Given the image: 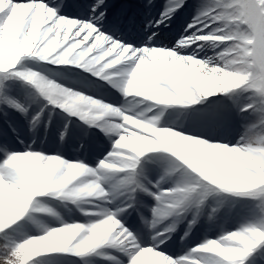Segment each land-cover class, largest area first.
Masks as SVG:
<instances>
[{"label": "snow or ice", "instance_id": "obj_1", "mask_svg": "<svg viewBox=\"0 0 264 264\" xmlns=\"http://www.w3.org/2000/svg\"><path fill=\"white\" fill-rule=\"evenodd\" d=\"M148 3L152 5L155 0H148ZM256 3L257 0H239V2L238 0H211V2L202 0L197 8L198 14L185 29L184 36L177 41L174 49H168L155 46V41L158 40L157 30L162 24L167 25L185 7L187 0H166L164 10L159 14V17L152 18L148 22L149 32L146 34L142 46L139 47L134 43L124 42L123 37L118 36L115 31L109 34L108 26L111 18L107 0H91L86 9V15L80 19L69 18L63 14L62 9L73 7L70 2L57 5L47 2V0H0V42L7 40L8 28L14 21L21 17L24 20L18 37L19 42L15 49H6L3 55H0V97L11 95L10 81H20L34 86L51 105L56 106L45 94L37 78L32 75L37 71L27 67L28 60H36L50 65H73L100 80L107 81L121 93L125 89L131 91L140 77L148 75L154 86L155 94L147 101L153 102L155 106L197 105L202 99L218 94L228 95L243 88L245 91H251L258 98L260 107L249 104L241 111L255 110L259 112L260 125L264 127V48L249 49L251 55L248 57L247 67L244 70H238L225 59L226 50L233 44L231 40L221 43L200 39L191 45L194 50L201 49L206 45H212L214 48L223 45L224 50L214 60H203L198 55H185L183 49L186 48L181 47L189 37L224 35L227 31L224 26L229 22L228 13L233 8H242L246 12L255 14L257 12ZM43 5L57 10V14L51 22H46L41 16ZM213 26H215V30H213ZM30 33L35 35L34 45L31 51L21 54V46L31 39ZM170 56L172 59H169ZM181 57H190L191 59L186 61ZM61 58L68 62L60 63ZM228 77H234L243 83L229 87L215 85L214 81ZM205 82L212 84L211 89L205 86ZM138 98L143 97L138 96ZM7 105L22 114L27 115L28 113V109L15 99H9ZM57 107L61 108V106ZM70 115L75 116V114ZM39 120V115L33 117V125ZM118 123H122V121H118ZM90 126L100 128L110 139L113 136L111 131L104 128L99 122L92 123ZM132 131H136V129H132ZM172 131L183 134L181 131ZM66 134V131L61 134V140ZM161 135L164 133H160ZM184 135L194 139L179 147L185 152L203 153L204 162L201 168L193 170L184 161L180 152L172 146L165 148L154 145L143 151H137L131 146L121 149L117 141H120L121 136H127V133L122 130L120 135H115L113 151L103 160L108 162L113 158L111 154L121 151L131 165L126 171L120 173L125 176V179L122 180L125 199L115 204L117 210L110 211L106 207L100 208L95 201L89 205L99 210L85 211L84 215L98 217V222L65 223L60 227L45 228L39 236L25 238L19 242L9 240L8 233L14 227L25 222L26 218L31 215L30 209H36L39 199L56 198V196H36L32 204L18 213L12 214L9 210V203L14 196L22 194V187L27 184L25 173L31 175L30 172H25L13 165H17L21 161L28 165L35 162L36 177H40L41 169H43V173L48 176L49 184L57 183L63 178L59 167L61 162H63L64 173H67L69 167H84L85 165L80 162H68L56 155L42 154L30 148L23 152H14L7 145L0 143V161H2L0 162V188L3 189L0 193L3 201V212L0 216V264H37L38 258L50 254H70L79 258L83 264H89V258L93 255L109 260L111 264H146L143 258L148 256L154 258L153 264H191L192 261L206 254L201 249L205 248L209 242H219L223 238L239 239L240 243L235 246L233 251H225L223 255L219 256L218 264H264V223H249L242 225L236 231L224 232L218 239L206 240L182 258H172L165 253L163 246L169 240L167 235L170 233L159 239L156 238V233L163 232L170 225L175 227L176 222L186 219L189 214L195 213L198 217L207 209L209 197L219 191L239 197L250 196L253 200H259L260 203L251 211H257L264 215V188H253L251 191L241 194L232 192L227 187L226 169L231 162L226 153L231 149V146L209 142L193 135ZM244 137H258L261 142H264V135H257L252 127L247 129ZM149 139L151 140V137ZM155 142L157 145L161 144L158 140ZM160 153L171 154L176 161L165 173V176L179 173L180 182L171 189L163 187V177L151 187L141 182L145 165L152 162L148 157L150 154ZM42 161L47 162L42 164ZM92 170L99 171L100 163L98 168ZM79 183L80 180L69 181L65 185V190ZM139 192L151 196L156 201L155 206L150 209L151 220L143 214L140 216L146 228L149 223L154 224L164 209H168L170 217L151 232L149 244H146L139 231L126 226L125 217L130 215L131 211H139L141 207L137 199ZM116 200L114 199V201ZM212 212L215 213L216 209L213 208ZM169 220L172 221L171 224L168 223ZM196 222V219L193 218L189 227L194 226ZM52 229H59L70 234L71 242L51 247L44 246L45 241L50 239ZM114 230L130 234L134 244L111 243ZM41 237L43 240L37 239ZM74 246L79 250L73 251ZM105 246H109L111 251L117 252L119 255L98 252Z\"/></svg>", "mask_w": 264, "mask_h": 264}, {"label": "clouds", "instance_id": "obj_2", "mask_svg": "<svg viewBox=\"0 0 264 264\" xmlns=\"http://www.w3.org/2000/svg\"><path fill=\"white\" fill-rule=\"evenodd\" d=\"M256 8L257 12L255 14L246 12L242 8H233L228 13L229 22L224 26L227 29L224 35L189 37L186 38L181 47H191L200 39L221 43L231 40L233 44L226 50L225 59L238 70H244L247 67L248 57L251 55L249 49L264 48V0H257ZM56 14L57 10L47 5H43L41 8V16L46 22H51ZM169 59H172V57L170 56ZM181 59L187 61L191 58L181 57ZM59 62L66 63L68 61L61 58ZM32 75L37 78L51 102L56 106H61L64 111L67 110L70 114H75L76 117L89 125L99 122L104 128L109 129L113 135H120L122 130L126 132L127 136H121L120 141H117L121 149L126 148L128 144H134L137 141L147 140L151 137V140H158L160 143L172 146L176 151H179L184 161L193 170L203 166V153L185 152L179 147L187 141L193 140V137L173 132L171 129L158 127L159 121L150 118L148 115L151 109L140 108L141 101L137 97H143V100L147 101L151 99L150 96L125 89L122 95L126 103L122 106H114L103 100L67 89L46 79L38 72L32 73ZM229 82L227 78L214 81L217 87L227 86ZM205 86L211 89L212 84L205 82ZM118 121H122V123H118ZM132 129H136V131H132ZM154 131L164 133V135L156 136ZM241 141L238 145L231 146V149L226 153L231 162L226 169L227 180L237 188H264V142H261L258 137H242ZM225 147L227 146L225 145ZM111 155L113 158L110 161L100 162L99 171L89 169L87 166H72L67 169V173H64L63 162H61L59 167L63 178L53 184L48 183V176L43 173V169H41L40 177L35 179L32 175L25 173L27 184L22 187L23 205L21 210L32 204L34 198L39 195H55L57 199L71 201L77 208L95 201L112 202L114 199H119L120 196L124 195V186L122 184L123 179H117V177L131 165L121 151ZM46 162L42 161V164ZM15 166L13 165V167ZM75 180H80V183L65 190V185L69 181ZM36 209L59 218L54 210L43 207L38 203ZM169 218L168 209L162 210L161 215L156 218L154 224L149 223V231L153 232L155 227H159L165 219ZM178 223L176 222L175 227L170 225L163 232L156 233V238L159 239L161 236L170 233V235H167V239L170 240L178 228ZM187 235L181 239H186ZM37 239L43 240L42 237ZM69 242H71L70 234L59 229H52L50 239L45 241L44 246L51 247L62 243L68 244ZM116 242L134 244L130 234L114 230L111 243ZM239 243V239L232 238H223L219 242L211 241L205 248L201 249L206 254L192 261L191 264H218L217 258L223 255L225 251H233ZM72 250L78 251L79 249L74 246Z\"/></svg>", "mask_w": 264, "mask_h": 264}, {"label": "rangeland", "instance_id": "obj_3", "mask_svg": "<svg viewBox=\"0 0 264 264\" xmlns=\"http://www.w3.org/2000/svg\"><path fill=\"white\" fill-rule=\"evenodd\" d=\"M187 3H188V0H187ZM193 5L195 7L194 3H193ZM185 7H186V5H185ZM195 8L193 9V14L197 15L198 14L197 13L198 7H195ZM19 35H20V28L18 25L8 28L7 40L4 42H0V55H3V53L6 49L7 50H14L15 49L17 43L19 42L18 41ZM34 41H35V39L33 37H31L30 40L25 42L21 46V54H24V52H27V51H31V48L34 45ZM31 61L34 62V63H30L31 70L37 71L42 76H44L46 79L51 80V81L65 87L67 89H70L74 92H80V93L88 95L92 98H95L94 96H96V93L94 91L95 90L94 87L98 83L102 84V82L100 81V79L98 77H95L90 73H89V75L91 77L90 78L91 82L89 80L90 86L82 83L84 78L81 79L80 76H78V77L75 76L76 79H72L70 77L71 75L69 76L68 74H66L68 77L63 76V75H62V77L67 78V80L56 78L53 75V73L51 74V71L47 70V66L51 67L53 65L43 63V62H38L36 60H31ZM68 66L70 67L69 69H71L72 73H74L76 71V75H79V71L85 72L83 69L76 68L73 65H67V67ZM9 83L11 86H13V83H17V84L25 86L26 89H28L31 93H33L37 97L38 106L45 105L44 99H46V98L42 94H40L38 89H36L34 86L27 85V84L20 82V81H10ZM103 83H105V85H107L109 87H112V85H110L107 81H103ZM99 89H101V88L99 87ZM115 91H116V94L118 96V100L121 103L119 106L124 105L126 103L124 96L117 89H115ZM131 91L143 93V94L148 95L150 97H152V95L155 94L154 86L152 84L147 85L146 87H143V86L139 85L137 82L133 86ZM91 95H94V96H91ZM138 100L141 101V103H140L141 109H148V108L151 109V111L148 113V115L150 118L157 119L159 121L157 126H160V125L163 126V125L167 124V122L165 121L167 119H165L162 116V111L164 112V110L166 108H168V107L184 108V107H188V106H192V108L195 107L194 108L195 110L191 111V113L190 112L189 113L182 112L180 114L173 116L174 118L171 120V124L172 123L176 124V125H174L175 127L177 125H184V126L190 125L194 129V131H192L193 133H191L189 135H193L195 137L203 138L209 142L222 143V144H226L228 146L238 145V143L241 141V138L244 137V135H245V133L249 127L254 128L257 135H264V127H261V125H260V114H259V112H256L255 110L250 111V112L241 111V109L243 107H247L249 105V103L243 104L247 100H245L243 103H239L237 105L236 104L232 105L230 103L231 101H225L226 103H222V106H220L219 108H217V107L216 108H214V107L201 108V105H198V104L197 105H188V106H184V105L162 106V108H160V110L158 111V112H161L160 117L156 116V114H158V113L154 114V112H156V110L159 106H155L153 102L144 101L143 98H138ZM203 100L204 99H202L201 101H203ZM147 102L150 103L151 106H149L147 104ZM48 106L50 108H47V109H49L51 113H54V114L61 116L63 120H65L69 123H75L78 126H80L81 128H85V127L86 128H93L92 126L85 123L84 121H82L80 118H78L76 116H73L72 120L69 121L65 117V116H67L68 112L62 111L63 109H61L57 106L51 105V104ZM5 115L7 116L8 114H5ZM34 116L35 115L29 114V113H27V115L22 114L21 116H19L20 121H21L20 123H21L22 127L25 129H28L30 126L29 124L32 121ZM5 120L8 121L7 118ZM217 121L221 122L224 126H226L228 130L223 131L222 129H219V133L216 132L215 130L212 131L213 125L211 123L214 124V122H217ZM25 124H28V125L26 126ZM38 124L39 123L32 125L29 129L32 130V129L39 127ZM205 124H209V127ZM42 125H43L42 126L43 130H46L50 127L49 122H46V121ZM166 128H168V127H166ZM154 134L156 136H160V133L158 131H154ZM11 137L17 138V136L14 135V133H11ZM112 139H113V141H107L106 142L107 146L103 143L99 144V146H97L98 147L97 150L102 149L100 146L105 145V148H107L110 152L113 151L114 142L116 140V137H113ZM10 144L11 145H9L8 147L14 145V142H12V138L10 140ZM157 147L167 148V147H169V145L161 143V144L157 145ZM11 150L16 151V149H11ZM17 152H23V151H17ZM148 159L151 160L152 162L147 163L145 165V168L143 170V176L141 178H142V180L143 179H147V180H143V183H146L148 181L153 182V180H151V177H148V173L153 174L152 176H154L155 178L157 177L159 180H161V178L164 176V174L168 170H170L172 165L176 162L175 158H173L171 156V154H164V153L150 154ZM0 162H2V161H0ZM100 162L101 161L97 162L96 164L99 166ZM34 173L36 174V172H34ZM32 175H33V173H32ZM167 177H169V180H167L169 183L167 185H165V187H164L165 189H171L177 183L180 182L179 173L174 174L173 176H167ZM227 187L232 192L241 193V194L249 192L253 189L250 187L249 188H237V187H234L231 183H230V185H227ZM2 191H3V189L0 188V193H2ZM218 193L223 195V196H221L222 198L218 199L215 197V195L210 196L209 200H208L207 210H205L208 214L209 212H211L210 210L215 208L216 212H218V213H216V215L213 219L211 216V219L207 220L208 222H206V220L200 219L201 221L199 220V223L197 224V227H199V229H201L202 232H200V233L197 232L196 234H198L199 236L202 235L201 236L203 238L202 242H205L206 240L218 239V237H217L218 233H216L214 227H215V225H218L221 223L224 224L226 226V228H228V232L236 231L242 225H247L249 223H253V224L264 223V215H261L257 211H251L252 209L256 208V206L260 203L259 200H253L250 196H248V197L234 196L230 193H225L223 191H219ZM38 202L41 206L54 210L58 214L59 218L51 216L47 212L41 211L39 209H35V210L30 209L31 215L26 218L25 222L23 224H20L18 227H14L13 230L8 233V239L9 240H11L13 242H19V241L24 240L25 238H29V237L34 238V237H37L40 234H42L45 228L51 229V228H55L56 226L60 227L65 223L70 224V223L75 222V223L87 224V223L92 222L90 219H88L85 216L78 213L76 211V208H75L76 205H74V204H67V203L63 202L62 200H51L48 198H41V199H39ZM220 203H224L223 205H225L226 209L218 208L221 205ZM2 204H3L2 196H0V216H2V212H3ZM14 204H16V207H18L20 210L22 209V205H23V195L22 194H17L10 201L9 210L11 213L15 208ZM205 219H206V216H205ZM191 221H192V219L189 220V223ZM135 230L139 231L138 229H135ZM208 230H210V231H208ZM184 232H185V230L181 232V235H182V233L184 234ZM179 235H177V242L178 243L181 239ZM193 240H195V238L191 237L190 243H192ZM199 240H201V239L198 238V241ZM191 247H192V245L185 244V241H184V246L181 247V249L184 248L182 252L183 253L187 252ZM98 252H100V253L106 252L105 254H111L110 249H101V250H98ZM169 252H170V250L165 251V253L167 255H169ZM111 255H119V254H117L116 252H113ZM169 256L171 257V255H169ZM95 257L96 258H94V257L89 258V264H111V262L109 260L101 259V258H99L98 255H96ZM177 257H178V255L175 257H172V258H177ZM37 264H83V262L79 258L74 257L70 254H50L46 257L38 258Z\"/></svg>", "mask_w": 264, "mask_h": 264}, {"label": "bare ground", "instance_id": "obj_4", "mask_svg": "<svg viewBox=\"0 0 264 264\" xmlns=\"http://www.w3.org/2000/svg\"><path fill=\"white\" fill-rule=\"evenodd\" d=\"M64 1H66V0H64ZM109 1H111V0H107V2H109ZM119 1L120 0H118V2L114 5V7L111 10H113V9L116 10V8L120 4ZM156 1H158V5L155 4V3L152 4V5H149V3H144L141 6L142 7L141 10L143 12L147 11V15L145 16V18L143 20L147 24L152 18H158L159 17L158 14L162 10H164V6H163V3H162V0H155V2ZM201 2H202V0H193L186 7V9L182 8L177 13V14H179V13H182V14L180 16V19L176 23L173 35L170 36V37L163 36L161 39H158L157 41H155V46L166 47L168 49H174L176 47L177 41L182 36H184V34H185V29H186L185 23H186L187 19L189 18L188 21L189 22H193V19L196 16V14H192L193 13V9L195 7H198L201 4ZM207 2H211V0H207ZM193 3L195 4V7H194ZM66 16L71 18L70 15H66ZM23 23H24V20H23V17H21L18 20L14 21L9 26V28L18 25L19 28H20V33H21V29H22ZM129 24L132 25V26H135V28L133 30H131V33H134L135 30L138 31V30H140L142 28L141 27L142 25H138V21H131ZM108 27H109V34H111V32H113V31H115L118 36L123 37L124 42H126L125 40H128L127 35H125V33H124L125 32L124 30L127 28V26L125 24L124 25H119V26H108ZM130 28H132V27H130ZM213 30H215V26H213ZM30 37H33L35 39V35L33 33H30ZM222 50H224V46L223 45H221L220 47H215V48L212 45H206V46H204L201 49H195V50L192 47H188L186 49H183V54H185V55H198L199 58L203 59V60H208V59H213L214 60L220 54V52ZM227 79L230 82L228 83L227 86H222V87H229V86H234V85H238V84H242L243 83V81H240V80H238V79H236L234 77H228ZM137 83L139 85L143 86V87H146L147 85L152 84L151 78L148 75L140 77L137 80ZM9 99H15L18 102H20L21 104L26 103L28 105V107H30L33 110V112H37V111L44 112V109H41L38 106V99L33 93H31L28 89H26L25 86L17 84V83H13L11 95L7 96V97H0V102H3L4 105L7 107L6 110H2L0 108V128L3 127V128L8 129V130L9 129L14 130L12 125H10L7 122H4V120L1 119L2 113L4 114L5 112H8V114H9L8 117H10V119L13 121V123L16 122L15 114H20V112L16 111V109L8 107L7 101ZM215 99H217V96L209 97V98H206L204 102H200L198 104L211 106V105L214 104L213 101ZM99 100H106L107 103H110L112 105L117 104V97H115V98L114 97H107V98L99 99ZM245 100H247L246 103L255 104V105H257V107H260L258 98L251 91H250L249 95L245 98ZM215 103H218V102H215ZM147 104H150V103H147ZM160 108H162V106H159L157 108L156 112H154V114L158 113V114H156V116H159V117L161 116V112H158L160 110ZM191 108H192V106H188V107H184V108L169 107V108H166L164 110V112L162 111V116L165 117V118H171V117H173V116H175L177 114H180L182 112L189 113L191 111L190 110ZM42 115H43V113H42ZM49 118H50L49 120H54V122H55V127L53 128L54 132L57 129H60L61 131H63V133L65 131L67 132L66 138H65L64 141H59V142L56 143V145L54 144L55 150L52 151V153L54 155L65 156L69 160L68 161V160L65 159L68 162H73V163L80 162V163H83L87 167H90L92 169H96L95 165L93 164L96 161V157H95V155L92 152V149L94 147L93 146V144H94L93 141L94 142L97 141L96 140V138H97V139H100V141H99L100 143H103V144L106 145L107 141H113L112 138L115 137V135H113L112 138L110 139L109 136L107 134H105L98 127H93V130L83 129L80 126H78V125H76L74 123H72V125H71V124H68L67 122H64L62 117L58 116V115H54L53 114V115H50ZM166 122L169 123L170 121H166ZM61 123H63V124H61ZM176 127L178 128V131H181L183 134H188L189 135V134L193 133L192 132L193 130H192L191 127H187V126H184V125H177ZM78 131H82L83 133L81 134ZM33 132L34 133H33V136L31 137V139L30 140H26L28 143L24 142V145L26 146V150H28L30 148L31 150H36L38 152H41L42 154L50 153L49 150H47L46 153H45L44 149L47 147L46 144H47L48 140L54 141L53 137H52L53 134L50 132L51 135H49L47 137V139H46V137H43V138H40V140H38L36 138L40 137V135H39L40 129H36ZM89 133L94 135V136H89ZM95 134H98L99 136H95ZM133 139H135V137H133ZM17 141L21 142L22 140L19 139ZM44 141H45V143H44ZM76 141H78V145L80 146L79 148H81L82 151H83L82 153H81V149L77 150L76 148L73 147L75 145ZM21 143L23 144V142H21ZM154 145L157 147L156 142L154 140H150V139L140 140V141H137V143H134V144H128V146H131L132 148H135L137 151L146 150L149 147H152ZM110 153L111 152H109L106 157H108L110 155ZM105 158H104V160H105ZM16 166L19 169H21V170H23L25 172H30L31 175L33 173V175H32L33 178L34 179L36 178V174L34 172H37V166H36L35 162H32L31 165H28L26 162L21 161V162H18ZM163 178H164L163 187H165V185H167L169 183L167 181V180H169V177L165 176V174H164ZM117 179H125V176L119 174ZM151 185H153V184L148 183L149 187H151ZM153 191H155V189H153ZM215 197L216 198H220V195L215 194ZM50 198H55V197H50ZM124 199H125V196L122 195L116 201H112V202H109V201H103V202L97 201V203L99 204L100 208H105L106 207V208H108L110 210L111 207H114L113 210H110V211H116L117 209H115L116 208L115 204L118 203L119 201L124 200ZM137 199L140 202L141 207L139 208V211H131L130 210L131 214L128 215V219L130 220L131 223L129 221H126V226L130 225L132 227V225H131L132 221L131 220H133V218H135L137 220V215H135L134 213H136V214L140 213V214H143L145 217H147L149 220L152 219V215L151 214L149 215L148 212L154 206L151 205V204L150 205L149 204H145V202H144V201L150 202L152 198L147 196V195H145L143 192H139V193H137ZM60 200H62L65 203H71V201H69V200H63V199H60ZM220 204L221 205L218 208L226 209V207H225V205H223V203H220ZM14 205H15V208L12 211V214H16V213H18L20 211V209L18 207H16V204H14ZM79 209L81 211L80 212L81 215H83L86 218L90 219L92 222H98V219H99L98 217L86 216V215H84V212L85 211H98L99 209L91 207L89 204L81 205V207ZM210 211L211 212H209L208 214H207L206 211H204L198 217L196 216L195 213L189 214L187 216V217H191V219L195 218L197 222H196V224L194 226H192L191 228L188 229V232H186L188 234L186 239L191 237V234L189 235V233L195 231V229L197 228L196 226L199 223L200 219L205 220V216H206V220H207L208 215L212 214V210H210ZM215 213H218V212H215ZM122 222H124V221H122ZM168 223L171 224L172 221L169 220ZM140 224H142V226L145 227L141 220H140ZM185 225L190 226L189 224L184 222V220L179 221L177 230L179 231L181 229V227H183L185 229ZM219 225L220 224H218V227L216 226L215 229L218 232H220V234L228 231V228L224 227L223 225H220V226ZM143 231H144V233L147 232L148 234H151L149 229L146 228V227L144 228ZM140 233H143V232H140ZM186 233L183 234L182 237H184L186 235ZM174 235H172V236H174ZM143 237L145 239L146 244H149L150 241H151V237H146L145 234L143 235ZM172 239H173V237L170 240H168L167 242L171 241ZM186 239H184V240H186ZM184 240H180V242L184 241ZM202 244L203 243L201 242L200 244L195 245L193 247V249L197 248L198 246H200ZM163 248H164V250H168L166 245H164ZM104 249H110V248H109V246H105ZM190 251H188L184 255L180 254L179 258L184 257ZM95 256L93 255L91 257L96 258ZM143 259L146 261V264H153V259L154 258H152L151 256L145 257Z\"/></svg>", "mask_w": 264, "mask_h": 264}, {"label": "trees", "instance_id": "obj_5", "mask_svg": "<svg viewBox=\"0 0 264 264\" xmlns=\"http://www.w3.org/2000/svg\"><path fill=\"white\" fill-rule=\"evenodd\" d=\"M27 67L29 68V62L28 61H27ZM226 183H230V182L227 180Z\"/></svg>", "mask_w": 264, "mask_h": 264}]
</instances>
